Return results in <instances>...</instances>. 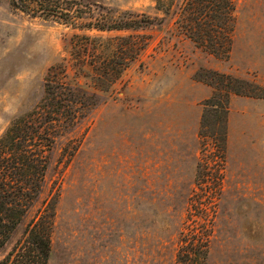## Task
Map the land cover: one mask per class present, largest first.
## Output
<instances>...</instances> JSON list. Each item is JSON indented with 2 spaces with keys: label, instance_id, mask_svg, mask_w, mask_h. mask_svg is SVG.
Segmentation results:
<instances>
[{
  "label": "rangeland",
  "instance_id": "rangeland-1",
  "mask_svg": "<svg viewBox=\"0 0 264 264\" xmlns=\"http://www.w3.org/2000/svg\"><path fill=\"white\" fill-rule=\"evenodd\" d=\"M53 1L62 8L75 2L71 7L90 22L125 13L163 22L136 31L84 32L100 42L132 36L142 49L112 90L97 94L99 103L87 116L57 136L40 195L0 261L28 223L52 206L48 264H177L182 234L199 233L209 235L207 264H264V99L238 96L248 101L238 105V126L234 119L227 123L221 163L213 140L198 135L205 100L189 110L180 104L170 115L162 91L172 70L202 83L195 74L212 67L264 86V0H236L226 61L179 31L176 7L164 15L155 0ZM75 33L83 34L0 0V138L39 104L53 65L64 62L68 75L60 80L93 93L90 80L76 78L71 68Z\"/></svg>",
  "mask_w": 264,
  "mask_h": 264
},
{
  "label": "trees",
  "instance_id": "trees-1",
  "mask_svg": "<svg viewBox=\"0 0 264 264\" xmlns=\"http://www.w3.org/2000/svg\"><path fill=\"white\" fill-rule=\"evenodd\" d=\"M11 2L16 9L33 17H54L70 29L83 32L73 34L70 39L71 68L76 78L90 80L93 93L60 80V77L67 79L68 75L64 62L53 65L45 77L44 96L39 104L30 113L13 120L0 138V251L40 195L48 156L57 136L87 116L99 103L97 94L110 92L142 49L141 45H135L132 36H110L100 42L101 38L84 32L136 31L152 26L157 20L158 24L163 22V19L134 17L127 13L115 19L109 16L90 22V16L86 18L85 13L71 7L75 2L70 8H62L53 0ZM155 3L156 9L164 15H169L173 7L177 8V28L196 48L216 59H229L236 0H155ZM112 43H115L114 48ZM194 79L213 89L210 98L202 103L198 135L201 140H213L224 163L231 97L264 99V86L251 79L206 69L198 71ZM53 218V207H45L28 223L22 238L0 264H48ZM208 236L182 234L177 264H207Z\"/></svg>",
  "mask_w": 264,
  "mask_h": 264
},
{
  "label": "crops",
  "instance_id": "crops-1",
  "mask_svg": "<svg viewBox=\"0 0 264 264\" xmlns=\"http://www.w3.org/2000/svg\"><path fill=\"white\" fill-rule=\"evenodd\" d=\"M214 70H220L218 67H212ZM171 72L174 76L169 78ZM168 76H166V81L164 82V93L165 99L163 97V102L165 106L164 110L168 109V114H176L180 110L181 105H184L186 109L195 104L208 99L212 94V89L202 83L192 82L190 76L183 77L181 74L172 70ZM230 73V72H226ZM174 79V80H173ZM162 93V92H161ZM162 96V95H161ZM158 98V97H157ZM159 99V98H158ZM248 99H242L238 96H233L230 100V114L228 123L231 125L232 119L236 120V125L238 126V105L246 104ZM174 105H177L174 107Z\"/></svg>",
  "mask_w": 264,
  "mask_h": 264
}]
</instances>
